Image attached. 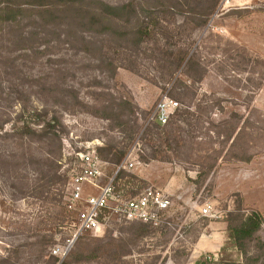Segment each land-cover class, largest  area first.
Here are the masks:
<instances>
[{
  "label": "rangeland",
  "instance_id": "1",
  "mask_svg": "<svg viewBox=\"0 0 264 264\" xmlns=\"http://www.w3.org/2000/svg\"><path fill=\"white\" fill-rule=\"evenodd\" d=\"M99 1L150 8L139 17L153 21L151 35L133 45L73 24L0 23V264H58L49 249L76 218L64 206L65 177L82 143L92 140L127 148L139 161L126 172L132 176H122L125 190L166 189L181 209L162 230L115 221L88 233L61 264H185L206 222L199 209L205 203L219 216L208 219L226 223L254 212L264 218V0ZM135 21L114 18L107 32ZM180 50L196 52L206 71L201 80L185 75L188 58L176 70ZM120 98L139 118L131 143L117 120L105 117ZM164 98L178 101L180 111L173 127L155 128L149 120ZM213 100L218 105L209 109ZM45 111L60 118L59 139L21 135L24 124L39 130ZM171 129L172 149L164 142ZM153 149L162 150L158 158H150ZM185 201L196 211H186ZM191 216L203 225L191 230ZM258 237L264 243V221ZM229 242L226 252L242 259ZM262 247L253 244L249 254L259 251V264Z\"/></svg>",
  "mask_w": 264,
  "mask_h": 264
},
{
  "label": "trees",
  "instance_id": "2",
  "mask_svg": "<svg viewBox=\"0 0 264 264\" xmlns=\"http://www.w3.org/2000/svg\"><path fill=\"white\" fill-rule=\"evenodd\" d=\"M142 13L146 14L148 17L151 14V9L146 8L145 6L135 7L133 2L120 6H113L99 0H0V23L18 25L26 18H33L34 22H38V19L40 22L42 20V23H44V21H46V23L47 21H50L48 24H45L49 26H62V24L63 26H68V24H73L72 26L80 27L86 31L91 30V32L95 33H106L109 36L110 34H116L120 39L125 38L127 42L132 43L133 45L143 42L153 31L151 30L153 21L149 24L145 21L141 22V17L139 16ZM114 18H119L123 22H128L132 19H135L136 21L122 29L117 28L114 32H107L112 28L115 29ZM207 21V18H203L200 25L206 24ZM189 54V50L185 52L180 50V53H177V60L175 61L176 70L179 69L188 58L185 75L189 77L191 82L199 81L204 77V73L206 72L205 68L197 57L196 52L191 53L190 56ZM109 65H112V63ZM74 100L79 102L77 97H75ZM217 105V102H214L213 100V102L208 105V108L213 109ZM179 111L180 107L175 110L165 124H161L158 121L150 122L149 124L155 128L162 129L167 127L170 128V126L173 127L171 118H174V116H176L175 114ZM46 114L47 112L45 111L43 114L38 113L39 116L37 115L38 117H42L41 121L44 123L39 130L32 129L30 124H24L22 126L21 135L29 134L37 136L39 139H59L56 126L60 124V118L54 115L48 119L44 116ZM105 117L107 119H109V117H114L117 120V123L123 129L122 131L127 133L130 143L134 141L136 135L141 130V127L138 124L139 118L137 117L136 108L129 100L120 98L118 102L113 104L110 114H106ZM123 117H125L126 120H123ZM173 135L174 129H171L166 138H164V142L167 143V146L171 149L173 147L171 144V141L174 140L172 138ZM232 135L233 134H229V137ZM160 151L162 150L153 149L150 158H158ZM98 152L103 158L111 163L119 164L127 157L128 149L122 148L117 144H103L98 147ZM49 161L51 164H55L54 160L49 159ZM213 167L214 164H211L209 169L211 170ZM121 175L132 176L124 171ZM57 177L56 172L53 179L48 180V183L56 182ZM68 181L69 178L65 177V182L67 183ZM64 206L65 209L68 210L66 201L64 202ZM263 221V216L258 212H254L247 217L243 214L231 215L226 220L227 238L230 240L229 243L236 249L237 254L242 256V259L233 258L232 254L226 252L227 247L224 245L221 249L218 260H207L204 257L197 264H259L262 254H260L259 251L256 254H249L253 244L257 245L259 249L264 245L258 237V232ZM139 225L140 228H150V225L148 224L139 223ZM53 258L58 261L55 257Z\"/></svg>",
  "mask_w": 264,
  "mask_h": 264
},
{
  "label": "built area",
  "instance_id": "3",
  "mask_svg": "<svg viewBox=\"0 0 264 264\" xmlns=\"http://www.w3.org/2000/svg\"><path fill=\"white\" fill-rule=\"evenodd\" d=\"M178 107V101L162 99L149 122L167 123ZM101 145L99 140L87 141L75 153L77 165L70 174L65 201L68 211L75 213L76 218L68 226V235L49 249L58 264L66 260L80 238L88 233L100 234L115 221L144 223L156 230L172 225L170 218L176 211L175 196L155 186L136 194L125 190L121 173L131 171L139 161L126 157L119 164H113L99 154L98 147ZM200 214L219 217L212 203L202 205ZM205 258L213 260L210 255H205Z\"/></svg>",
  "mask_w": 264,
  "mask_h": 264
},
{
  "label": "crops",
  "instance_id": "4",
  "mask_svg": "<svg viewBox=\"0 0 264 264\" xmlns=\"http://www.w3.org/2000/svg\"><path fill=\"white\" fill-rule=\"evenodd\" d=\"M172 190V189H171ZM174 190V189H173ZM175 191V190H174ZM174 193V192H173ZM175 194V193H174ZM182 196V195H178ZM187 207L186 211H196V206L192 202L185 201ZM177 211H180L181 208L175 207ZM200 209V207H199ZM185 216V212H183ZM191 214H189L188 218ZM199 216V215H198ZM204 217V216H203ZM190 222L187 223V225L191 228L199 227V225H203L200 223H197V221L191 216ZM205 224L200 227V231H198L197 235L194 239H192V243L190 245V248L188 249V255L187 260L185 264H197L200 260H202L205 255H211L213 259L219 257V254L221 252L222 247L224 246L226 240H227V226L225 221L223 220H212L205 218ZM190 230V231H191ZM166 252V251H165ZM163 253V255H167L166 253Z\"/></svg>",
  "mask_w": 264,
  "mask_h": 264
}]
</instances>
